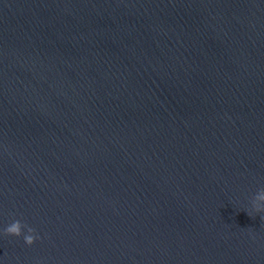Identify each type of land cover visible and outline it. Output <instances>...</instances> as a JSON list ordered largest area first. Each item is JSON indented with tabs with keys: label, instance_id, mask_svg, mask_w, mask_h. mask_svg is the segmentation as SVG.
<instances>
[{
	"label": "water",
	"instance_id": "water-1",
	"mask_svg": "<svg viewBox=\"0 0 264 264\" xmlns=\"http://www.w3.org/2000/svg\"><path fill=\"white\" fill-rule=\"evenodd\" d=\"M264 0H0L4 264H264Z\"/></svg>",
	"mask_w": 264,
	"mask_h": 264
},
{
	"label": "clouds",
	"instance_id": "clouds-1",
	"mask_svg": "<svg viewBox=\"0 0 264 264\" xmlns=\"http://www.w3.org/2000/svg\"><path fill=\"white\" fill-rule=\"evenodd\" d=\"M250 217L254 215L264 216V190L258 191L255 197L251 200V208L247 211ZM0 235L23 238L24 243L31 247L40 238L35 229L29 227L27 224L22 223L20 220H16L10 223ZM0 264H4V260L0 258Z\"/></svg>",
	"mask_w": 264,
	"mask_h": 264
}]
</instances>
